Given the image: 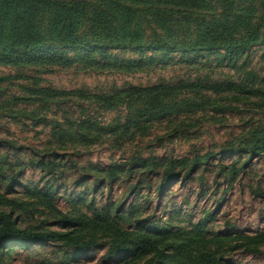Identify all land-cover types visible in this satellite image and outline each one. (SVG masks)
I'll use <instances>...</instances> for the list:
<instances>
[{
  "label": "rangeland",
  "instance_id": "1",
  "mask_svg": "<svg viewBox=\"0 0 264 264\" xmlns=\"http://www.w3.org/2000/svg\"><path fill=\"white\" fill-rule=\"evenodd\" d=\"M124 2L130 4V0ZM138 14L144 18L140 22L135 19L134 31L145 35L141 24L150 14ZM145 41L144 37L141 42ZM108 55L118 60L141 57L114 48ZM177 55H172L175 61L165 68L130 72L76 66L27 70L0 66V77L14 78L0 84V215L9 216L21 230L61 232L64 225L57 212L66 216L73 207L83 212L107 207L112 213L118 211L116 217L134 212L133 224L148 228L168 226L188 231L206 220L204 231L208 234H264V149L255 155L245 152L249 130H264V43L253 45L240 71L216 63L214 54L195 67L180 63ZM189 83L206 87L242 83L246 90L254 88L257 93L181 89L172 101L175 113L156 121H140L137 126L129 125L138 121L134 117L126 124L133 114L125 105L127 100L113 109L96 107L91 100L129 86L182 88ZM27 89L77 95L52 105L43 103L40 108L38 104L16 103V98L27 95ZM86 121L102 133L92 135L76 128L78 122L81 126ZM142 160L164 168L157 175L135 170L118 174L111 184L99 183L101 171L125 170ZM47 161L61 164L57 178L32 164ZM169 161L198 164L187 178L179 173L164 182ZM109 246L104 240L89 248H66L59 243L8 244L0 247V264H116L124 257L121 253L108 256ZM260 251L264 253V247ZM223 262L264 264V255L237 247L224 251Z\"/></svg>",
  "mask_w": 264,
  "mask_h": 264
},
{
  "label": "trees",
  "instance_id": "2",
  "mask_svg": "<svg viewBox=\"0 0 264 264\" xmlns=\"http://www.w3.org/2000/svg\"><path fill=\"white\" fill-rule=\"evenodd\" d=\"M128 1V0H127ZM0 0V66L15 69L69 68L103 71L107 69L130 72L137 69L165 68L179 56L180 63L195 67L205 56L214 54L215 62L225 63L231 69L242 70L255 44L264 43V0ZM140 12L149 13L144 25L145 35L137 30ZM209 12L211 15H209ZM211 18V19H209ZM213 18V19H212ZM153 23V26L150 25ZM139 24V23H138ZM147 35V36H146ZM143 37V38H142ZM146 39L142 43V39ZM136 52L138 60L114 59L111 49ZM150 53V56H143ZM249 76V74H247ZM253 78V77H252ZM12 77H0V84ZM209 89L218 94L225 92L247 93L254 96V88L237 85L203 86L189 83L177 88L169 85L149 87L129 86L108 94L93 96V105L113 109L123 100L133 114L129 124L170 117L176 112L172 101L181 89ZM27 95L16 98V103L56 104L61 99L72 98L76 93H61L42 89H27ZM168 102V103H167ZM132 105V106H131ZM98 135L88 122H79L76 128ZM247 154L255 155L264 149V130L254 128L247 133ZM34 167L57 178L61 164L53 161L32 163ZM163 172L164 182L185 178L194 172L197 161H169ZM164 165L146 160L133 162L121 168L101 171L102 186L111 184L118 174L155 173ZM178 171V173H175ZM7 183V182H5ZM1 200V196H0ZM48 207V206H47ZM90 213V216H89ZM60 217L64 231L32 233L21 230L5 214L0 215V247L8 244L59 243L66 248H89L104 240L109 243L108 256L121 253L124 257L116 264H225L223 254L227 249L243 248L245 252L264 255V234L252 236L213 235L204 231L207 221H201L191 230H171L168 226L148 228L134 221V212L112 213L107 207L77 210L74 207ZM238 245V246H237Z\"/></svg>",
  "mask_w": 264,
  "mask_h": 264
}]
</instances>
